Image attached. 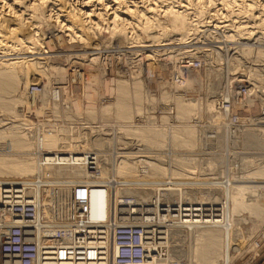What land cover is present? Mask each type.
Returning a JSON list of instances; mask_svg holds the SVG:
<instances>
[{"label": "rangeland", "instance_id": "rangeland-1", "mask_svg": "<svg viewBox=\"0 0 264 264\" xmlns=\"http://www.w3.org/2000/svg\"><path fill=\"white\" fill-rule=\"evenodd\" d=\"M215 1H217V0H215ZM219 1L220 0H218V2ZM173 4L177 5V2L176 3L173 2ZM192 7H194V5H192ZM45 10H46V8H45ZM256 15H257V13H256ZM244 16L245 17H243V16L241 17V20H244L247 17L246 15H244ZM249 16L251 17L252 15H249ZM249 16L244 21L248 22V20H250L252 22L254 17L252 16V18H250ZM159 17H161V19L164 18L163 15H161V16L159 15ZM199 17H200L201 21L202 20L205 21L204 23L202 21L200 23V26L201 25L203 26V24H204V26L198 27L199 28L198 30H200V31H198L194 34V36H197V38L194 37L192 39L193 36H191V39L189 40V42L184 43V44H178V43H180V42H178L179 41L178 38L180 37L179 36L180 31L177 27L175 28V26H174L175 29L173 28V20H168L167 18H164L166 24H168V27H166V31H168V32L165 31L166 34L164 32V34H163L164 36L162 35V39H164L162 41V43H165L166 45H163L161 47H150L149 48V49H151V48L156 49L157 48L156 50H159L160 53L156 52L155 54H153L151 52L150 53L146 52V51L144 52L145 48H137L136 47L137 48L136 49L135 47H131V48L125 47L126 45H125L124 39L126 37V34L125 35L123 34L121 36L122 42H120L121 52L123 55L114 64V66L112 68V74L113 75L110 77H109V75L107 76L106 74H104L102 72V70H101L102 68L100 66V63L98 61L95 62V60L97 59V57L99 55L98 49L96 51H88V50H90L91 47L92 48L96 47L97 44H107L110 42H113V43L118 42V40L120 39L117 36L118 34L116 35V33H115V34L111 35V33L107 32V30L105 31V29L104 30L102 29V31L100 30L98 33L97 32H94V33L91 32L92 33V35H91V33L88 32L89 31L88 30L87 32L86 31L84 32L86 35V39L87 38L89 39V40L88 39L86 40L88 43L83 41V40H81L83 42H81L80 40L79 41L75 40L72 43H67V36L65 37V33L67 35V32H65L63 29H60L58 27L52 28L51 26H49L51 22H48V21L47 22L42 21L44 23L40 22L41 23L40 28L44 32V33L42 32L43 33L42 35L44 37L43 41L45 43L39 44V45L37 44L38 45V47L36 49L37 51H45L44 47L47 48L45 46L47 44V41L45 39H46V37L49 38V37L53 36L54 31L56 32L57 36L62 34V39H63L64 44L62 43L61 47H59V48L57 47L58 49L56 50V52H53L52 49H46V51L50 52L49 54H52V55L58 56V54L60 53L59 55L61 57L60 56L53 57L51 59H48V61L42 62L41 64H38V65L36 64L37 67L35 66V69L41 70L44 74H46L48 76V77L46 76L47 77V79H46L47 83L45 82V85H43L44 88L48 87L49 88L48 91L50 92V89L53 85V82H56V83L57 82L58 83L64 82L63 84L65 85L66 89H70L72 91V92L70 91L69 95L71 96V94H72V96L70 98L73 101L67 100L68 97L65 94V96H63V97L60 96V103L59 104L55 103V102H54L55 103L54 104L53 101L51 100L50 94L48 92L46 94V95H48V97L47 96L46 97L49 100L48 101L49 104H47L49 106L48 110L46 108H44L43 113L33 115L30 112L28 113L27 110H23L24 109L23 104H21V103L20 104L19 103L14 104V103H11L10 101H12L13 99L14 100L15 99L25 100L26 97L28 95H30V97L32 96L31 99L33 100V101L31 100L32 101L31 108L33 109V108H36L38 106L39 98H41V95L35 96L31 93L26 92V90L23 93L22 92L21 93L20 92L19 93L18 92H14V93L12 92L9 95L8 94H6L4 96L0 95V99L3 100V102L1 101L2 104L0 102V129L3 131V129L6 128V130H9V132L5 130V133L7 132L8 134L11 133L14 135L13 130L15 127H17L15 129V131H18L17 135L21 136V138L26 137L25 139L26 140L28 139L27 140L28 143H29V141H30V143L32 142V145H33L32 148L34 149V150H32V148H31L32 152L30 151V153H29L30 156L27 155L28 153L27 154L23 153V149H21V150L15 149L17 152L13 151V153L11 154V156H12L11 157L10 155L3 153V151L4 152L8 151V149H6V147H4L3 150L0 149V151H2V153H3V156L5 157L7 155V156H10V158H14L15 160H19V161H23L26 158H29L28 160H30V158H31L32 160H35L37 163H39L38 167H40L42 165L43 166L48 165V164L50 165L51 163L53 164L55 162L54 164H57L59 166L61 165L63 167L65 165L68 168V166H70V164L72 162H69L68 160H66L67 157H69L71 159V161H76V160H80V155L82 153H85L86 151L100 152L101 153V157L99 158L100 163H102L106 167H109L110 169L117 168V166L119 165V162H122V161H128V162H132V163L134 162L135 166L133 168V173H131V175L128 174L126 176L125 175L124 176H119V175L115 176V175H106L105 174V176L106 177H109V176L113 177V179L116 181H119V179L121 178L122 179L121 181L124 182V187L125 186H129V187H133V188L135 187V189L139 188V190H142V191L147 190V189L141 188L138 186L139 184L143 183L141 181L139 182L140 179L137 178L138 176L146 177L148 179L163 177V175H160V174L149 175V172H150L149 164L153 163V162L155 164L160 165L161 167L164 166L165 169L167 168L166 170H167V173H169V174H187V171H186L187 168L190 169L191 167H194V164H196L197 167H200L201 168L200 170L205 174L201 178L222 179L226 175H231L229 167L231 168L232 163L235 164V162L240 160L241 163H240L239 178H237L235 180H230L229 183H227V184H237L238 186H241L244 188L248 187L249 190L256 189V192H257L256 194L257 195L260 194L261 198L263 197L262 201H264V194L262 193V191H264L262 189V187L264 188V177L262 178V176H263L262 170L264 168V164H263L264 163V161H263L264 160V114H262V109H264V55L261 53L260 54L258 53V52H260L259 49H264V37L261 39L257 38V34L260 35L259 31L263 30L264 24L263 23L255 24L254 25L255 27H253L252 29L254 31H256L257 34L256 35L253 34V36L249 35L250 38H248L249 37L248 35H245L246 36L245 39H244L245 36H243L240 38H237V37L231 38L229 40L224 38L225 39L224 40L223 36L226 34V29L222 26L227 25V23L230 22L229 21L230 18L227 19L226 17L224 18V16L223 17L222 16H219V17L214 16L217 18L213 17V19H212L213 21H212L211 19L207 18V16L204 13L200 14ZM226 19L229 22H227ZM214 20L216 21V23L214 22ZM207 21H208V23H206ZM212 22L214 23V25ZM218 22H219V24H218ZM209 23H211V24H209ZM215 25L216 26L218 25V26L214 27ZM220 27H222V28H220ZM58 29H60V30L58 31ZM177 29H178V31H177ZM157 30L158 31H156V32L159 34L162 32V29L160 27H158ZM63 32H65V33H63ZM96 33H97V35H96ZM100 33H102V34L100 35ZM142 34H144V33H142ZM54 39H56V38H54ZM171 39H174L173 42ZM175 39H177V40H175ZM57 41H59V40H57ZM194 41H196V42H194ZM6 44L8 46L12 47V49L10 47L6 46ZM188 44H190V45H188ZM130 46H133V45H130ZM80 47H82V48L79 49V51H78L77 48H80ZM189 47H191V48H189ZM200 47H201V49H199ZM5 48H6L7 53L9 52V54H12L8 57H16V59H17V57L22 58V57L40 56L38 54H36V55L25 54L26 49L24 48V46H22V44L19 43V41L13 40L12 42L5 43V46L4 45L0 46V59L5 58L2 56V54H3L2 52L6 53ZM193 48L197 51H195ZM74 49L77 52H74L73 51ZM184 49L189 50L191 52L194 50L191 53V55H193V54L199 55L200 54L199 56L203 59L202 66L200 68H198V69L197 68H184V67L177 66L178 64L176 61H178V59H177L178 55L179 54H187V53L182 52V51H185ZM68 50H69V52H68ZM138 50H141L140 51L141 55H140V53L135 52ZM163 50H164V52H163ZM58 51H60V52H58ZM132 51L134 53H132ZM77 53H79V55L81 56L80 67H78L77 64L72 63L71 62L72 60L70 59L72 55L74 56V54H77ZM146 53H149L150 55L149 54L147 55ZM89 54L90 55L91 54H97V57L94 58L92 61L90 59L95 57V55L88 56ZM134 54H138V56L134 55ZM43 55H46V54H43ZM76 60L80 61V59H76ZM19 61H22V60L20 59ZM39 61H41V60H39ZM118 61H119V63H118ZM91 63H93V64H91ZM58 66L60 67L59 69L55 68ZM74 67L78 68V69H76V71H78V74H76L75 77H70V79H69V76L71 74L70 72L72 71L71 69H73ZM90 73L92 75L94 74V76H98L97 77V85L98 86L96 85V83L92 84L90 82V79L88 80V78H90V76H92ZM133 73H134V75H133ZM48 78H49V80H48ZM34 80H35V78L32 77V79L30 81L34 82ZM44 80H45V78L41 77L39 79V83L42 84L44 82ZM134 80H136V81H134ZM30 81H28V82H30ZM131 81L133 83L135 82L139 85L134 83V85H136V86H134ZM138 81H140V82H138ZM118 82H120V83H118ZM122 83L127 87V89L130 91L129 94L132 95V97H133V99L131 100V105L133 103L132 107L140 106L139 107L140 110H143L145 102H155V104H161V103L167 101V103H172L174 108H175V116H173V117L161 116L162 122H163V119L166 118L167 126H169V125L171 127L182 126V128L187 127V128H190V129H193L196 131L197 128L193 124H190L189 120H191L192 115H195L197 113L198 104H197L196 99L199 102L200 98H201L202 102L205 103L204 107L202 109V112H207L211 116L213 121L215 122V116H217V114H219L220 112L216 111L215 114L212 113V108L214 106V103H213V106L211 109L207 108V106L209 104H211L213 100L216 99L215 96L222 95V97L225 96V97L230 98V94L233 96V98H236V100L238 99L237 102H238L240 108L242 110H244L245 113L250 116L249 120L252 123H251V125H249L247 127V130L246 129L244 130L242 137H241L242 143L240 145L236 144L237 147L233 146V145L229 146L231 144V141L227 138L226 133L224 135L220 134L219 136H217V138H216L217 140H215V141L210 140V141H206V143H205L206 145L209 144V146H210L209 149H211V152H217L216 155H220V156H216L213 158H207V159H200L199 158L198 160H194V157H191V155L188 152L194 151L193 149L198 147V145L200 144V141H198L199 143L197 142L191 146L187 145V146H180L179 147L178 145L171 143L170 140L167 141V130L169 127L166 128L165 126L155 125L157 129L158 128L161 129V127H162V129L164 130V133H163V131H161L162 129L161 130L158 129V131L154 132L155 128L152 129L154 126L149 127V129H151L153 133L161 134V132H162V135H164V139L166 140V142L160 143V145H158V146H154L151 143L141 142L140 140H138V138L135 137L136 134L132 135V130L130 131L128 129V128L132 129L133 128L132 126L131 127L129 126L127 128V130L129 132H131V134L130 133L128 134V132L125 134L124 133L125 131H123V129H122L123 126L121 127L122 130L118 129L120 127L117 126V123L119 124L120 120H116V118H114V116H113L115 114V107L113 106V101L118 96V92H116V90H115V89H117V91H118V88H116V86L118 87V85H120ZM125 83H127V84H125ZM47 84H48V86H47ZM243 86L246 87V89H247L245 94H241L238 92V89H240ZM83 88H84V90L82 91ZM25 89H26V87H25ZM133 89H135L137 91H135ZM146 90L147 91L149 90L148 94H146ZM138 91H139L140 95H138ZM81 93H82V95H81ZM134 95L136 96L137 100L136 99L134 100ZM108 98H110V99H108ZM63 99H65L64 102H63ZM179 99H182L184 101H190L192 103L194 102L193 103V110H189L187 112L188 115H186V113L182 114V115L178 113L175 102H176V100H179ZM91 100L93 101V102H91V103H93L92 104L93 106L89 107V104L91 105V103H87V102H90ZM9 102L12 105H10ZM86 103L88 104V107H87ZM52 104H53V106H52L53 110L51 109ZM7 105H8V107H5ZM47 105L45 104L44 106L47 107ZM106 105L110 106V110H109L110 115H107L106 118L105 117H99V116L96 119H91V120L87 118L88 116L85 113V110L95 109L97 112H99L98 110L101 109L102 107L106 106ZM7 108L12 109V111L11 110L9 111V109H7ZM50 109L52 110V112ZM69 109H71V110L69 111ZM82 110H84V111H82ZM140 110H135L132 112V115H131V120H132L131 124L132 125H143V124H146L148 121L151 122V120H147L144 123H135L134 122V119L136 118V116H138L142 113V111H140ZM80 112H82V113H80ZM25 113H27L28 115ZM29 114H31V115H29ZM220 114L223 115L222 113H220ZM224 117L225 116H223L222 118L224 119ZM156 118L159 119L158 116ZM203 119H209V118L207 115H205L203 117ZM38 120L41 123H39ZM124 120H122V121H124ZM126 120H129V119H126ZM105 121L108 123L109 126H106V123H104ZM114 121H118V122L115 123ZM114 123H115V125H113ZM173 123H175V124H173ZM12 124H15V127L14 128H8ZM123 124H126V122H124ZM215 124L220 125L221 122L220 123L215 122ZM103 125H105L104 126L105 128H103L104 130H102V128H101V126H103ZM112 126H114V127H112ZM85 127H86V129H85ZM92 127H93V129H92ZM106 127H108L109 130H105V129H107ZM126 127H123V128L126 129ZM164 127H165V129H164ZM112 128L116 132V139H117V137H119L118 139H121L122 143H124V145H121V146L126 147V148L132 147V143L129 141L131 139L135 138V139H137L136 141L139 144V146L144 147L143 151H145L147 154L146 155H136L135 151L134 152L122 151L123 154L119 155L120 157L116 156V159L112 160L105 153L104 150L107 149V147H109L113 143H110V142L102 143L101 141L98 140V138L101 136L108 138L109 136L107 137V135H110ZM51 129L52 130L54 129V130L52 131ZM88 129L89 130L91 129L89 131V133L93 131L92 134L91 133L89 134L90 136L88 135ZM94 129L95 130L97 129L96 133L94 132L95 131ZM11 130H12V132H10ZM54 131H56L55 134H57V137H55L56 135L54 134ZM86 131H87V134H86ZM52 132L55 136L52 135ZM26 133L29 135H27ZM62 133H64V134H62ZM0 134H1V136H3L2 133H0ZM249 134L252 136H249ZM29 136H31V137H29ZM56 138H58V140ZM33 139H34V141H32ZM110 139H112V138H110ZM164 143H165L164 146H167V148H170L171 151L174 152L173 156L170 157L169 160L166 156L163 155V152H162L163 151L162 149L164 148V146H163ZM35 144H37V145H35ZM44 144H46V145H44ZM232 144H235V143H232ZM115 145H117V143H115ZM62 146L64 147V149L62 148ZM188 146H189V148H188ZM34 147H36L37 149ZM43 147L44 148L46 147L47 150L44 149ZM42 148H43V151H42ZM59 148H61V150ZM67 148H69V149H67ZM152 148H154V149H152ZM38 149H39V151H37ZM50 149H53V150L51 151ZM70 149L71 150L77 149V150L71 151ZM260 149H262V150H260ZM48 150H50V151H48ZM102 150H103V153H102ZM156 150L160 151V152H158V154H155V155L149 154L151 152H155ZM20 151H22V153ZM261 151H262V153H261ZM185 152H187V153H185ZM211 154H213V153H211ZM0 155H1L0 157H2L1 152H0ZM240 156H242V157H240ZM259 159H261V160H259ZM41 160L42 161L44 160V164L41 163L42 162ZM50 160H53V161L50 162ZM110 165H112V166H110ZM191 165H193V166H191ZM259 167H261L262 169L260 170ZM38 172L39 171H36L37 175H38ZM258 172L261 174H259ZM225 173H226V175H225ZM67 174H65V175L63 174V175L66 176ZM1 176H5V175H1ZM29 176H32V175H29ZM34 176H35V174H34ZM59 176H61V175H59ZM100 176L104 177L103 175H100ZM165 176H169V175L167 174ZM257 176H258L259 180H257ZM26 177H28V176L26 175ZM74 177L76 178V176H74ZM77 177L81 178V176H79L78 174H77ZM83 177L85 178L86 174ZM78 181H81V180H78ZM218 183H220V182L217 181L216 184H218ZM126 184H128V185H126ZM221 184H223L224 186H222V187L217 186L214 188L212 187L210 189L209 188H203V190L202 189L198 190V188L192 189V192H194L195 194L199 195V193H200V195H203V196L205 195V200L207 199L206 203L210 204V203H214L216 201V203H217L216 205L220 204V206H218L220 209H218V210L221 212L217 215L218 218H220V219H213V220H216V222L212 223V220L210 218L207 220V218L204 215L200 216L201 218L198 217V219L197 218L194 219L192 214L190 213L191 215H189V217L187 219H185L186 221L182 222L180 220V222H181L180 224H182L181 229L187 230L188 228H190V226H194V224L196 226V224H198V223H199L198 226H200V225L202 226L206 222H207V224L218 223L221 226L226 225V227H228L227 226L228 224L226 223L228 220L226 217H227V215H229V213H228L229 210H227V208L224 209L225 206L223 203H225V201L222 199L223 190H224L223 187H225V183H221ZM260 185H262V186L260 187ZM146 188H148V187H146ZM218 189L221 190V192L218 191ZM148 190H149V188H148ZM188 190H190V189H188ZM207 196H208V198H207ZM213 196H215V197H213ZM205 200L198 201V202L199 203L205 202ZM192 201H196V200H192ZM221 204H222V206H221ZM195 205H197V204H195ZM196 209H198V208H195L194 210H196ZM235 215H237L236 212L234 213V215L229 216L230 219H232V217H233L237 220V219H239L238 218L239 216H241V215L242 216L240 217L241 220L240 221L238 220V222H240V223L238 224L236 222L235 225L236 224L237 225L236 226L233 225L232 227H233V229H238V227H239L240 232L244 235L245 238L240 243H235V242L233 243L234 245H237V246L232 248V250H234V252L229 255V257L227 258V260L225 262H223V264H240V263L246 261L249 258V256L257 258L259 256L260 250L262 249V247L264 245V213L261 215V217H259V219L255 218V217H248L247 215H245L242 212H240V215L238 217ZM250 219H253L255 221L251 220L252 222H250ZM184 223H186V224H184ZM230 224L232 225L231 222H230ZM230 226H229V228H232ZM247 230H248V232H247ZM182 242L184 244L186 241H181L180 242L181 245H182ZM255 242L259 243V247H256ZM236 248L238 251L236 250ZM257 253H258V255L256 256ZM186 263L184 262L183 264H186ZM188 263H190V262H188Z\"/></svg>", "mask_w": 264, "mask_h": 264}, {"label": "bare ground", "instance_id": "bare-ground-1", "mask_svg": "<svg viewBox=\"0 0 264 264\" xmlns=\"http://www.w3.org/2000/svg\"><path fill=\"white\" fill-rule=\"evenodd\" d=\"M173 2H175V3L177 2V5L173 4ZM192 5H194V7H192ZM45 8H46V10H45ZM202 13H204L207 16V18H209L211 20L213 19L214 16H218V17L224 16V18L226 17L227 19L230 18L229 19L230 22L227 21V19H226V21L229 23H227V25H225V26H222L226 29V34L223 36V39L225 38V39L229 40V39L235 38V37L240 38V37H243L245 35H248V36L252 35L253 36V34H255V35L257 34V32L252 29L253 27H255L254 25L257 23L258 24L259 23L264 24V0H220L219 2H218V0L217 1H215V0H0V46L1 45L5 46V43H9V42H12L13 40H15V41L17 40L26 49V53L24 52L25 54H28V55L38 54V55H40V56H34V57H22V58L17 57V59H16V57H8L12 54H9V52L7 53L6 48H5L6 53L2 52L3 53L2 56L5 58L0 59V95L1 96H4L6 94L9 95L12 92L13 93L14 92H18V93L22 92L23 93L26 90L25 87H27V84L29 83L28 81H30L32 79V77L35 78L34 82L37 81L38 83H39V79L41 77L45 78L44 82L42 83V85H45V82H46V79L48 76L46 74H44L41 70H36L35 66H36V64L38 65V64H41L42 62L48 61V59L60 56L59 55L60 53L58 54V56H56V55L49 54L50 52L46 51V49H52V51H53V48H52L53 42L48 41V40H50L51 37H49V38L46 37V39H45L47 41V44L45 45L47 48L44 47L45 51H37L36 50L39 44L45 43L43 41L44 37L42 35L44 32L40 28L41 27L40 22H42V21L51 22L49 26H51L52 28L58 27L60 29H63L65 32H67V35L65 32H63V33H65V37L67 36V43H72L75 40H78V41L83 40V41L87 42L86 40L88 38L86 39V35L84 33L85 31L87 32L89 30L88 32H90V33L91 32L92 33H94V32L98 33L100 30L102 31V29L103 30L105 29V31L107 30V32L111 33V35L115 34V33H116V35L118 34L117 36L120 39L118 40L117 43L119 45H120V42H122L121 36L123 34L124 35L126 34V37L124 39L125 40L124 42L126 45L125 47L145 48L144 52L146 51V52H149V53L151 52V53L155 54L156 52H159V50H156L157 48L156 49H152V48L149 49L150 47H161L163 45H166L165 43H162V41L164 40V39H162V35L166 31V27H168V24H166L164 18H167L168 20H173V28L175 26V28L177 27L180 31V35H179L180 37L178 36L179 37L178 42H180V43H178V42L177 43L178 44H184V43L189 42V40L191 39V36H193L192 39L194 37L197 38V36H194V34L198 31H200V30H198L199 29L198 27L202 26V25L200 26V23L202 21H203V23L205 22L204 20L201 21V19L199 17L200 14H202ZM256 13H257V15H256ZM159 15L160 16L163 15L164 18L161 19V17H159ZM244 15H246L247 17L249 15H252L254 17L252 22L250 20H248V22L244 21V20H246L247 17L244 20H241L242 16L245 17ZM252 16L251 17L249 16V17L252 18ZM214 18H217V17H214ZM214 22L216 23L215 20H214ZM42 23H44V22H42ZM206 23H208V21ZM209 24H211V23H209ZM218 24H219V22H218ZM213 25H214V23H213ZM203 26H204V24H203ZM217 26L215 25L214 27H217ZM158 27H160L162 29V32L160 34L156 32V31H158L157 30ZM222 27H220V28H222ZM60 29H58V31ZM178 29H177V31H178ZM166 32H168V31H166ZM166 32H165V34H166ZM259 32H260V35L257 34V38L261 39L264 37V28L262 31H259ZM92 33H91V35H92ZM97 33H96V35H97ZM142 33H144V34H142ZM101 34L102 33H100V35ZM52 37L56 38L60 42L62 41L61 43L64 44L63 39H62V34L57 36L56 32L54 31ZM245 38H246V36L244 37V39ZM248 38H250V36ZM171 40L173 42L174 39H171ZM175 40H177V39H175ZM83 41H81V42H83ZM194 42H196V41H194ZM130 45H133V46H130ZM188 45H190V44H188ZM6 46H8V45L6 44ZM8 47H10V46H8ZM10 48L12 49V47H10ZM81 48L82 47L77 48L78 51ZM189 48H191V47H189ZM75 49L73 51L77 52V51H75ZM199 49H201V47ZM184 50L185 51H182V52L187 53V54H179L177 59L181 56H184V55H191V53L195 49L192 52L189 50H186V49H184ZM140 51L141 50H138L135 52L140 53ZM195 51H197V50H195ZM259 51H260V52H258L259 54L261 53L264 55V49H259ZM53 52H56V50ZM58 52H60V51H58ZM68 52H69V50H68ZM163 52H164V50H163ZM132 53H134V52L132 51ZM149 53H146V54L148 55ZM43 54H46V55H43ZM94 55H95V57L91 58L90 60L93 61V59L97 57V54H94ZM121 55H123V54H121ZM134 55L138 56V54H134ZM140 55H141V53H140ZM20 59L22 61H19ZM70 59L72 60L71 61L72 63L77 64V66L80 67L81 56L79 55V53L74 54V56L72 55ZM76 59H80V61H78ZM39 60H41V61H39ZM118 63H119V61H118ZM91 64H93V63H91ZM177 64H178V62H177ZM177 66H179V65H177ZM55 68L59 69L60 67L58 66ZM71 74H72V72H71ZM71 74H70V76H71ZM133 75H134V73H133ZM97 77L98 76H94V74H93L92 76H90V78H88V80L90 79V82L92 84L96 83V85H97ZM69 79H70V77H69ZM48 80H49V78H48ZM136 80H134V81H136ZM138 82H140V81H138ZM63 83L64 82H61V83L57 82L56 85H52V87H51L52 90L54 88H56L58 90L57 91L58 94H57L56 99H54L53 91L49 92L48 87L44 88L45 90L43 93L40 94L41 98H39V104L36 108H33V109L31 108V104H32L33 100L31 99L32 96L30 97V95H28L25 100H23V99L22 100H20V99L14 100L13 99L10 102L14 103V104H18V103L23 104V106H24L23 110H27L28 113L30 112L33 115L43 113V109L46 108L48 110V107H49L47 105V104H49V102H48L49 100L47 99L48 95H46L48 92L50 94V98L53 101V103L55 102V103L59 104L60 103V96L63 97V96H65V94L68 97L67 100L73 101L70 98L72 96V94H71V96L69 95L71 90L66 89V87ZM118 83H120V82H118ZM134 83L132 82L133 85H134ZM125 84H127V83H125ZM135 84H137V83H135ZM137 85H139V84H137ZM47 86H48V84H47ZM134 86H136V85H134ZM116 88H118V91H117V89H115L116 92H118V96L113 101V106L115 107V114L113 116H114V118H116V120H120L119 121L120 123L119 124L117 123V126L120 127L118 129L120 130L122 126L123 127L127 126L126 129H124L123 127H122V129H123V131H125L124 132L125 134L127 132H128V134L129 133L131 134V132H129L127 130V128L129 126L130 127L132 126L133 127L132 129L128 128L130 131L132 130V135L136 134L135 137H137L138 140H140L141 142L151 143L154 146H158V145H160V143L166 142V140L164 139V135H162V132H161V134H156V133H153L151 129H149V127L154 126L152 128V129L155 128L154 132L158 131L159 128L158 129L156 128V126H155L156 124L153 121H151V122L148 121L146 124H143V125H132L131 124L132 112L135 110H140V108H139L140 106L132 107L133 103L131 105V100L133 99V97H132V95L129 94L130 91L127 89V87L123 83L118 85V87L116 86ZM83 90H84V88L82 89V91ZM133 90H135V89H133ZM135 91H137V90H135ZM81 95H82V93H81ZM138 95H140L139 91H138ZM65 99H63V102L65 101ZM135 99H136V96L134 95V100ZM92 100L90 102H87V103L93 102ZM1 101L3 102L2 99H0V102ZM2 102H1V104H2ZM214 102H215V100H213L212 103L207 106V108L211 109ZM11 103H10V105H12ZM175 103H176L177 111L181 115L185 114V113H186V115H188L187 112L189 110H193V103L194 102L192 103L190 101H184L182 99H179V100H176ZM45 104L47 105V107L44 106ZM92 104L93 103H91V105L89 104V107H92L93 106ZM52 106H53V104L51 105V109L53 108ZM5 107H8V105ZM87 107H88V104H87ZM9 108H7V109H9ZM10 110L12 111V109H9V111ZM52 110H51V112H52ZM70 110L71 109H69V111ZM109 110H110V106L106 105V106L102 107L101 109H99L98 110L99 112H97L95 109H87V110H85V113L88 116L87 118L91 120V119H96L98 116L106 118L107 115H110ZM82 111H84V110H82ZM140 111H142V110H140ZM80 113H82V112H80ZM25 114H27V113H25ZM29 115H31V114H29ZM222 117H223V115H221L220 113L217 114V116H215V122H219V123L222 122V120H223ZM124 119L125 120L129 119V120L125 121ZM122 120H124V121H122ZM121 121L123 123L126 122V124H123ZM38 122L41 123L39 120H38ZM114 122L116 123L118 121H114ZM104 123H106V126H109L106 121ZM115 123L113 125H115ZM104 126L105 125L101 126L102 130H104L103 129V128H105ZM160 126H165L166 128L167 127L170 128V129L168 128V130H167V141L170 140L171 143L178 145L179 147L180 146H187V145L191 146V145H193L199 141L197 138V136H198L197 129L195 131V130L187 128V127L182 128V126H178V127L177 126L171 127L170 125L167 126L166 118L163 119V122ZM14 127H15V124H12L8 128H14ZM112 127H114V126H112ZM165 127H164V129H165ZM16 128L17 127H15L13 130L14 135L11 133L8 134L7 132H6L7 133L6 134L5 133L6 128L3 129L4 132L0 129V133H2V135H3V136H1V134H0V149L3 150V148L6 147V149H8V151H5V152L3 151V153L8 154L10 156L13 153V151L17 152L15 149H18V150L23 149V153H25V154L28 153L27 155L30 156L29 155L30 151L32 152V150H34L32 148V146H33L32 142L30 143V141H29V143H28L27 142L28 139L27 140L25 139L26 137L22 136L23 138H21V136L17 135L18 131H15ZM106 128L107 129H105V130H109L108 127H106ZM85 129H86V127H85ZM92 129H93V127H92ZM161 129H162V127H161ZM161 129H159V130H161ZM90 130L88 129V135L90 133L91 134L93 133V131L89 133ZM96 130L94 131L95 133H96ZM6 131L9 132V130H6ZM161 131H163V133H164L163 129ZM10 132H12V130ZM55 132L56 131H54V134H55ZM64 133H62V134H64ZM29 134H27V135H29ZM54 134L52 132V135L53 136L56 135L55 137H57V134H55V135ZM86 134H87V131H86ZM249 136H252V135L249 134ZM29 137H31V136H29ZM118 138L119 137H117V139ZM56 139L58 140V138H56ZM98 140L101 141L102 143L111 141V139L109 137L106 138L104 136L99 137ZM32 141H34V139ZM35 145H37V144H35ZM44 145H46V144H44ZM164 145H165V143L163 144V146ZM189 146H188V148H189ZM164 147H166V146H164ZM31 148H32V150H31ZM34 148H36V147H34ZM43 148H42V151H43ZM62 148L64 149L63 146H62ZM69 148H67V149H69ZM154 148H152V149H154ZM44 149H46V147ZM59 149L61 150V148H59ZM50 150L52 151L53 149H50ZM50 150H48V151H50ZM72 150H77V149H72ZM260 150H262V149H260ZM37 151H39V149ZM0 152L2 154V157H0V182H13V181L30 179V178L34 177V174H35V176L37 175L36 171H39L38 175L41 172H49L50 177L53 178L54 180L56 179L58 181L64 180V179H67V180L72 179V180L76 181V180H80V178L77 177V174L79 176H81V178L83 176H85V174H86L85 172H83V173L80 172L79 169H76L74 166L70 165V166H68V168H69L68 169L67 166H65V165L63 167L61 165L59 166L57 164H54L55 162L53 164L51 163L50 165L46 162L48 165H45V166L42 165V166L38 167L39 163H37L35 160H32L31 158H30V160H28L29 158H26L23 161H19V160H15L14 158H10V156H7V155L4 157L2 151H0ZM20 152L22 153V151H20ZM261 153H262V151H261ZM259 160H261V159H259ZM43 163H44V160H43ZM110 166H112V165H110ZM134 166H135L134 162L132 163V162H128V161H122V162H119V165L117 166V168L110 169L109 167H106L101 163L102 170H101L100 175H103V176H105V174L106 175H115V176L116 175L117 176L118 175L119 176H124V175L126 176L128 174L131 175V173H133ZM149 167H150L149 175H155V174L156 175L160 174L163 176H165L167 174L169 175V173H167V170H166L167 168L165 169L164 166L161 167L160 165L155 164L153 162V163L149 164ZM259 169L261 170L262 168L259 167ZM262 171H263V174H262L263 175L262 178H263L264 177V168ZM63 174L64 175L67 174V175L64 176ZM259 174H261V173H259ZM1 175H5V176H1ZM26 175L28 177H26ZM29 175H32V176H29ZM59 175H61V176H59ZM74 176H76V178H78V179H76ZM83 179H84V177H83ZM257 180H259L258 176H257ZM126 185H128V184H126ZM261 186L262 185H260V187ZM141 188H143V187H141ZM223 188H224V190H223L222 199L225 201V203H223L225 206L224 209L227 208V210H229V212H228L229 215H227V217H226L228 220V221L226 220L228 227H226V225L221 226L218 223L207 224V222H206L202 226L201 225L198 226L199 225V223H198V224H196V226L194 224V226H190V228H188L187 230H184V229H181L182 224H180L181 223L180 221L176 222L175 224L170 225L167 228V230L165 231V235H164V242L167 245L168 259L170 261L178 263V264H183L184 262L185 263L187 262L186 264H198V263L199 264L200 263L201 264H223V262H225L227 260L229 255L234 252V250H232V248L237 246V245H234L233 243L234 242L240 243L245 238L244 235L240 232L239 227H238V229H233V227H232L233 225L234 226L237 225V224L235 225L236 222L238 224L240 223V222H238V220L239 221L241 220L240 217L242 216V215L239 216L240 212L244 213L248 217H255L258 219L264 213V203H263L264 201H262L263 197L261 198L260 194H258V195L256 194L257 193L256 189L249 190L248 187L244 188V187L238 186L237 184H225V187H223ZM137 189H135V187L133 188V187H129V186L124 187V185H123L121 187L116 188V195L117 196L118 195H130V196H134V197H139V198L144 199V200H146V199L148 200L149 198H151L153 195L155 196V194H156L155 189H152V188H149V190H148V188H145L147 190H143V191L139 190V188H137ZM182 189L179 192V191L173 190V188H170L169 189L170 191L168 194L171 197H177V198L182 197V195L183 196L186 195V196L190 197V199L196 200L197 202L205 200V195L204 196L200 195L199 192H198L199 193V195H198V194H195L194 192H192V189H190V190H188L186 188L185 189L182 188ZM262 189L264 190L263 187H262ZM218 191L221 192V190H219V189H218ZM262 193L264 194V191H262ZM213 197H215V196H213ZM207 198H208V196H207ZM206 201H207V199L205 200V202H201V203L198 202L197 205H204V204H206ZM214 203L217 204L216 201ZM206 205H209V204L207 203ZM210 206H212V204H210ZM218 206H220V204ZM221 206H222V204H221ZM200 210L203 211V208H200ZM211 210L212 209H210L209 211H211ZM235 212L237 214L235 216H237V217L239 216L238 217L239 219L236 220L233 217H232V219H230L229 216L234 215ZM210 219L212 220V223L216 222V220H213L214 218L212 215H211ZM251 220L255 221L253 219H250V222H252ZM230 222L232 223V225L230 224ZM184 224H186V223H184ZM229 226L232 228H229ZM248 230H247V232H248ZM181 241H186V242L184 244L182 242V245H181L180 244ZM237 248H236V250H237ZM188 262H190V263H188Z\"/></svg>", "mask_w": 264, "mask_h": 264}, {"label": "built area", "instance_id": "built-area-1", "mask_svg": "<svg viewBox=\"0 0 264 264\" xmlns=\"http://www.w3.org/2000/svg\"><path fill=\"white\" fill-rule=\"evenodd\" d=\"M49 41L53 42V51L62 46L52 36ZM97 49L99 55L95 62L100 63L104 74L112 76L114 64L122 57L121 46L117 42H110L97 44L88 51ZM177 62L180 67L200 68L203 59L198 54L184 55ZM76 69H71L72 77L78 74ZM56 84L53 82V85ZM44 90L43 85L37 81H30L26 87V92L35 96ZM246 90L243 86L238 92L245 94ZM51 91L56 99L58 90L54 88ZM215 97L212 113L217 111L225 116L222 125H216L207 112H202L205 103L201 98L199 102L196 99L197 113L189 120L197 128L200 141L194 151L188 152L194 160L220 156L216 155L217 152H211L209 144H205L206 141L217 140L220 134L226 133L231 141L229 146L240 145L244 130L252 123L250 116L240 108L238 99L231 94L230 98L222 95ZM205 115L209 119H203ZM161 116H175L172 103L145 102L142 113L136 116L134 122L151 120L161 125ZM108 136L112 138L110 143L113 144L104 151L112 160L123 154L122 151H135L136 155L147 154L135 138L129 141L132 147L126 148L121 146L124 145L121 139H116L113 128ZM162 150L168 160L174 154L167 146ZM158 152L149 154L155 155ZM100 157V152L86 151L80 155V160L71 161L69 157L66 158L72 162L71 166L86 173L87 176L80 178L83 179L81 181H58L51 178L49 172H41L26 180L0 182V264H178L168 259V249L164 242L167 228L180 220L185 221L190 213L194 219L202 215L207 219L211 215L214 219H220L217 215L221 211L215 203H210L212 206L207 203L193 205L198 202L191 201L186 195L171 198L169 189L180 192L182 188L222 187L224 185L221 183L227 184L240 175L239 160L229 167L231 175L225 173L222 179L201 178L205 174L196 164L187 168V174H169L150 179L138 176L139 181L143 182L139 187L152 188L156 192L155 196L144 200L130 195L117 196L116 188L123 186L124 182L121 178L116 181L110 176L100 177ZM41 163L44 164L43 161ZM217 181L220 183L216 184ZM199 208H203V211ZM255 245L259 247L258 242Z\"/></svg>", "mask_w": 264, "mask_h": 264}, {"label": "crops", "instance_id": "crops-1", "mask_svg": "<svg viewBox=\"0 0 264 264\" xmlns=\"http://www.w3.org/2000/svg\"><path fill=\"white\" fill-rule=\"evenodd\" d=\"M240 264H264V245L260 250L259 256L257 258L249 256V258Z\"/></svg>", "mask_w": 264, "mask_h": 264}]
</instances>
